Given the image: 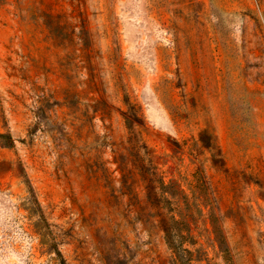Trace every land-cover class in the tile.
Returning <instances> with one entry per match:
<instances>
[{
  "label": "rangeland",
  "instance_id": "374dc122",
  "mask_svg": "<svg viewBox=\"0 0 264 264\" xmlns=\"http://www.w3.org/2000/svg\"><path fill=\"white\" fill-rule=\"evenodd\" d=\"M0 133V264H264V0H0Z\"/></svg>",
  "mask_w": 264,
  "mask_h": 264
},
{
  "label": "trees",
  "instance_id": "16d2710c",
  "mask_svg": "<svg viewBox=\"0 0 264 264\" xmlns=\"http://www.w3.org/2000/svg\"><path fill=\"white\" fill-rule=\"evenodd\" d=\"M0 140L5 146L13 145V138L9 133H0ZM137 168L140 180L142 181L145 195L150 198L151 204L157 208L155 215L158 216L156 227L163 232V238L165 239L169 248L173 250L178 259V251H182V245L184 244V231L182 222L177 219L176 214L173 211L171 198L173 194L167 190L161 173L157 170L156 165H144L139 161L134 165ZM124 182L127 181V173L129 171L124 163L123 168ZM150 176V177H148ZM128 183V188H130ZM29 187V186H28ZM31 189V188H30ZM154 226V225H153Z\"/></svg>",
  "mask_w": 264,
  "mask_h": 264
}]
</instances>
